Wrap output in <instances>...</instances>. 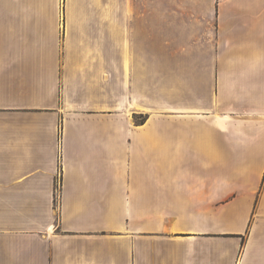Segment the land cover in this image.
<instances>
[{
	"label": "crops",
	"instance_id": "1",
	"mask_svg": "<svg viewBox=\"0 0 264 264\" xmlns=\"http://www.w3.org/2000/svg\"><path fill=\"white\" fill-rule=\"evenodd\" d=\"M0 264H264V0H0Z\"/></svg>",
	"mask_w": 264,
	"mask_h": 264
},
{
	"label": "rangeland",
	"instance_id": "2",
	"mask_svg": "<svg viewBox=\"0 0 264 264\" xmlns=\"http://www.w3.org/2000/svg\"><path fill=\"white\" fill-rule=\"evenodd\" d=\"M54 206H57V200H54Z\"/></svg>",
	"mask_w": 264,
	"mask_h": 264
}]
</instances>
